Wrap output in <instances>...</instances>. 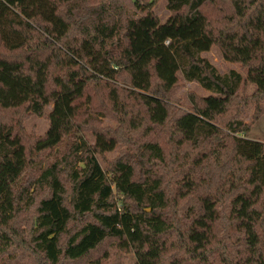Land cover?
I'll list each match as a JSON object with an SVG mask.
<instances>
[{"label": "trees", "instance_id": "obj_1", "mask_svg": "<svg viewBox=\"0 0 264 264\" xmlns=\"http://www.w3.org/2000/svg\"><path fill=\"white\" fill-rule=\"evenodd\" d=\"M154 3L0 0V264H264V0Z\"/></svg>", "mask_w": 264, "mask_h": 264}, {"label": "rangeland", "instance_id": "obj_2", "mask_svg": "<svg viewBox=\"0 0 264 264\" xmlns=\"http://www.w3.org/2000/svg\"><path fill=\"white\" fill-rule=\"evenodd\" d=\"M153 10L156 13V15L159 17V20L161 22H163L166 19V17L169 15V12L166 8V0H155ZM201 55L206 57L218 69V71L221 74H224L228 69H234L238 71L242 75L243 80H245L246 69L243 68L238 63H234L226 60L216 46L214 45L211 46L207 51L202 52ZM177 77H178V86L176 89V95L180 99V106L184 108L190 105L187 92L192 91L200 96H208L213 93L211 90L201 87L196 81L184 80L180 72H177ZM253 89L254 87L252 85L246 84L244 87V93L251 94ZM254 106H255L254 103L250 102L243 116V120L245 122L251 123V127L248 132V138L264 142V101L261 103L263 112L259 116V118L255 121L252 120ZM105 122L108 125H114L113 122L110 120H105ZM25 128L27 132L40 135L44 133L48 128V120L44 115L42 116L31 115L25 120ZM85 136L90 143L94 142V136L92 134L86 133ZM115 155H116V150L107 153L106 158H111ZM98 159L101 163V166L105 167L106 163L103 160V158L99 156ZM117 262H118L117 264H133L134 254L132 252H123L120 254V257H118Z\"/></svg>", "mask_w": 264, "mask_h": 264}, {"label": "water", "instance_id": "obj_3", "mask_svg": "<svg viewBox=\"0 0 264 264\" xmlns=\"http://www.w3.org/2000/svg\"><path fill=\"white\" fill-rule=\"evenodd\" d=\"M146 211H147V212L150 211V208H147Z\"/></svg>", "mask_w": 264, "mask_h": 264}]
</instances>
